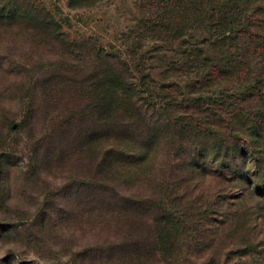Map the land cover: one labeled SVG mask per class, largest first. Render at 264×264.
<instances>
[{
  "label": "trees",
  "instance_id": "16d2710c",
  "mask_svg": "<svg viewBox=\"0 0 264 264\" xmlns=\"http://www.w3.org/2000/svg\"><path fill=\"white\" fill-rule=\"evenodd\" d=\"M143 1L145 28L157 38L192 31L189 50L178 56L181 72L195 77L196 99L167 86L154 97L123 59L94 41L77 49L85 59L74 76L51 84L43 77L24 89L30 99L20 124L25 131L39 125L50 103L68 102L59 130L75 134L80 171H67L62 149L50 143L43 159L36 153L29 159L27 174L61 175L75 184L66 187L73 217L99 231L85 252L90 264H188L194 234L200 235L193 227L213 221L216 194L264 195V0ZM61 32L47 8L0 0L1 37L60 42ZM208 45L221 60L205 54L201 46ZM13 123L6 118L2 127ZM0 163L5 166L3 157Z\"/></svg>",
  "mask_w": 264,
  "mask_h": 264
},
{
  "label": "rangeland",
  "instance_id": "374dc122",
  "mask_svg": "<svg viewBox=\"0 0 264 264\" xmlns=\"http://www.w3.org/2000/svg\"><path fill=\"white\" fill-rule=\"evenodd\" d=\"M28 1L47 8L63 36L60 42L26 35L0 36V65L6 72L0 75V157L6 163H0V264H90L85 252L98 242L99 231L73 217L76 209L66 187L70 190L75 184L64 181L60 174L58 179L45 173L41 177L27 174L29 159L35 153L43 159L50 143L55 150L62 149L63 155L58 156L67 171H80L75 134L66 132L67 128L59 130L68 102L63 107L50 103L41 110L39 125L25 131L20 124L30 99L29 94L23 95L24 89L43 77L51 84L74 76L85 59L76 56L77 49L94 41L123 59L137 85L150 88L154 97L161 86H167L185 99H196L190 93L195 77L181 72L182 58L178 56L189 50L192 31L186 28L180 39L175 32L157 38L145 28L143 0ZM201 49L214 60L222 59L209 45ZM87 51L91 50L82 52ZM211 92L217 97L220 90ZM6 118L15 121L9 128L2 127ZM55 131L49 140L48 135ZM38 166L44 168L45 164L41 161ZM243 190L211 199L216 204L213 221L205 220L200 229L193 227L200 235L194 234L197 240L188 264H264V195Z\"/></svg>",
  "mask_w": 264,
  "mask_h": 264
}]
</instances>
